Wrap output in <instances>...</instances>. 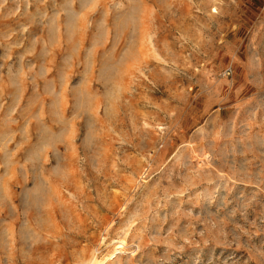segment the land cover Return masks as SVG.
Listing matches in <instances>:
<instances>
[{"label": "rangeland", "instance_id": "rangeland-1", "mask_svg": "<svg viewBox=\"0 0 264 264\" xmlns=\"http://www.w3.org/2000/svg\"><path fill=\"white\" fill-rule=\"evenodd\" d=\"M93 258L264 264V0H0V264Z\"/></svg>", "mask_w": 264, "mask_h": 264}, {"label": "bare ground", "instance_id": "bare-ground-1", "mask_svg": "<svg viewBox=\"0 0 264 264\" xmlns=\"http://www.w3.org/2000/svg\"><path fill=\"white\" fill-rule=\"evenodd\" d=\"M121 246H123V241H121L120 244L118 245V247H121ZM116 249H118V248L116 247ZM108 258L109 257H106L103 260H108ZM103 260H97L96 258H93L92 264H103Z\"/></svg>", "mask_w": 264, "mask_h": 264}]
</instances>
